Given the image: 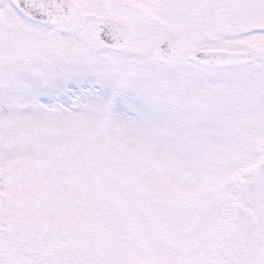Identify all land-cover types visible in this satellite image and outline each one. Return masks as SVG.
<instances>
[{
	"label": "snow or ice",
	"instance_id": "obj_1",
	"mask_svg": "<svg viewBox=\"0 0 264 264\" xmlns=\"http://www.w3.org/2000/svg\"><path fill=\"white\" fill-rule=\"evenodd\" d=\"M0 264H264V0H0Z\"/></svg>",
	"mask_w": 264,
	"mask_h": 264
}]
</instances>
